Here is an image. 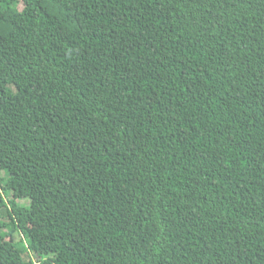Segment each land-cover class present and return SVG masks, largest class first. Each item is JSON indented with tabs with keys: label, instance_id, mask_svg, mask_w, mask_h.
<instances>
[{
	"label": "trees",
	"instance_id": "obj_1",
	"mask_svg": "<svg viewBox=\"0 0 264 264\" xmlns=\"http://www.w3.org/2000/svg\"><path fill=\"white\" fill-rule=\"evenodd\" d=\"M0 264H264V0H0Z\"/></svg>",
	"mask_w": 264,
	"mask_h": 264
},
{
	"label": "rangeland",
	"instance_id": "obj_2",
	"mask_svg": "<svg viewBox=\"0 0 264 264\" xmlns=\"http://www.w3.org/2000/svg\"><path fill=\"white\" fill-rule=\"evenodd\" d=\"M2 176H4L3 174H2ZM8 198H10V195H8ZM23 202L22 201H20L18 204H22Z\"/></svg>",
	"mask_w": 264,
	"mask_h": 264
}]
</instances>
